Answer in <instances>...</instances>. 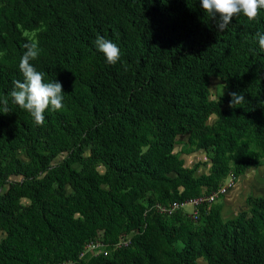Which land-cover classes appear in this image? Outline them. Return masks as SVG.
Segmentation results:
<instances>
[{
  "label": "trees",
  "instance_id": "obj_1",
  "mask_svg": "<svg viewBox=\"0 0 264 264\" xmlns=\"http://www.w3.org/2000/svg\"><path fill=\"white\" fill-rule=\"evenodd\" d=\"M257 33L264 9L217 32L201 0H0V264H264V193L225 220L216 201L199 205L195 221L153 209L214 190L264 157ZM98 36L120 48L115 65ZM29 41L41 50L31 63L64 90L65 107L46 110L43 126L10 95ZM211 76L225 96L208 98ZM230 92L243 104L229 107ZM177 135L182 152L207 157L206 173L194 176L201 163L185 167L173 152ZM95 237L128 243L80 260Z\"/></svg>",
  "mask_w": 264,
  "mask_h": 264
},
{
  "label": "clouds",
  "instance_id": "obj_2",
  "mask_svg": "<svg viewBox=\"0 0 264 264\" xmlns=\"http://www.w3.org/2000/svg\"><path fill=\"white\" fill-rule=\"evenodd\" d=\"M201 6L203 11L215 20L217 32H222L227 29L232 18L239 14H243L249 21L258 20L260 10L264 9V0H201ZM257 37L259 47L264 51V34L257 33ZM95 46L104 54L108 64L115 65L121 59L120 48L103 36L96 38ZM23 47L26 51L19 62L23 80L13 81L14 88L10 95L15 104L30 113L38 126H43L46 110L58 111L65 107L63 85L58 80L45 82L44 74L37 71L31 63L40 54L38 42H26ZM229 95V107L236 108L245 101L242 93L230 92ZM3 103V113L7 114V100Z\"/></svg>",
  "mask_w": 264,
  "mask_h": 264
},
{
  "label": "rangeland",
  "instance_id": "obj_3",
  "mask_svg": "<svg viewBox=\"0 0 264 264\" xmlns=\"http://www.w3.org/2000/svg\"><path fill=\"white\" fill-rule=\"evenodd\" d=\"M24 34L28 37H32V32H24ZM208 91H209V99H217L220 96H225L228 93V89L224 86V81L222 79H219L218 77L211 76L208 79V85H207ZM224 106V104L222 105ZM214 119V115L210 116V118ZM183 137H177L176 144L174 145V151L179 154L183 159V165L185 167L192 166L195 162L201 163L199 168L195 172H200L199 174L205 173L203 172V164L207 161V157L200 153V151L195 150L188 154H185L182 152V150L187 146L186 138L184 135H179ZM84 154L87 153V149H83ZM16 155L23 161H26L27 158L22 150H18L16 152ZM76 166V165H75ZM101 170V169H98ZM251 170H255L257 172H253ZM248 171V172H247ZM247 172V173H246ZM242 176H237L234 178H231L229 175H226L222 179L223 184H227L230 181H232L231 186H229L226 190V192L218 197L215 203H212L211 205L216 206L219 203L223 202L226 197H228L230 194H234V192H237L239 190V193L234 196L235 204L230 205L229 207H225V211H219L220 216L222 219L225 217H233L238 211L243 210L245 206H247L245 203V198L247 196H254V195H262L264 193V157H262L259 160V165L257 167H252L247 169ZM260 174V176H258ZM256 180V181H255ZM27 201L25 199H21V203H26ZM237 202V203H236ZM244 202V203H243ZM184 211H189L190 206H184ZM197 222V221H196ZM195 223V222H194ZM2 236V233L0 232V237ZM62 264H71L70 262H65Z\"/></svg>",
  "mask_w": 264,
  "mask_h": 264
},
{
  "label": "built area",
  "instance_id": "obj_4",
  "mask_svg": "<svg viewBox=\"0 0 264 264\" xmlns=\"http://www.w3.org/2000/svg\"><path fill=\"white\" fill-rule=\"evenodd\" d=\"M231 178H234L233 175H229ZM232 181L227 184L221 183L217 188L208 192H202L198 196L188 198L181 202L172 201L167 204L155 203L153 205V209L158 214L170 215L176 210H181L184 212L188 218L192 221H195L198 217L197 207L202 203L213 202L218 199L221 195H223L227 188L231 186ZM184 206H190L189 211H184ZM128 243L127 239L119 238L117 240L112 241L110 244H106L99 240L98 238H92L86 241L81 249L79 250L77 257L80 260H86L90 256L96 255H107L110 250H113L121 245H126Z\"/></svg>",
  "mask_w": 264,
  "mask_h": 264
},
{
  "label": "crops",
  "instance_id": "obj_5",
  "mask_svg": "<svg viewBox=\"0 0 264 264\" xmlns=\"http://www.w3.org/2000/svg\"><path fill=\"white\" fill-rule=\"evenodd\" d=\"M209 96V95H208ZM227 104H224V106H222V107H225ZM210 116H212V115H210ZM209 116V117H210ZM214 119H213V117L212 118H210L209 120H207L208 121V123H211L212 121H213ZM185 136V135H184ZM177 137H183V136H179V135H177L176 136V140H177ZM173 152H175L174 151V147H173ZM200 153H202V152H200ZM186 154V153H185ZM188 154V153H187ZM203 154V153H202ZM204 155V154H203ZM178 156H179V158L181 157L179 154H178ZM183 160V159H182ZM200 166V165H199ZM199 166L195 169V171L199 168ZM208 166H209V164L207 163V162H205L204 164H203V172H207V170H208ZM189 167H191V166H189ZM193 172V175L194 176H197V175H199V173L200 172ZM246 171V170H245ZM251 171H253V170H251ZM248 172V171H247ZM246 172V173H247ZM253 172H257V171H253ZM245 174H243V175H241L242 177L244 176ZM258 176H260V174L258 175ZM256 181V180H255ZM239 193V190L237 191V192H234V194H230L228 197H226V199L223 201V202H221V203H219V206H220V212L223 210V211H225V207H229L230 205H233V204H235V200H234V196H236V194H238ZM254 196H257V195H254ZM237 203V202H236ZM244 203V202H243ZM244 205H245V203H244ZM246 207L247 206H245L243 209H246ZM234 214H236V213H234ZM227 218H230V217H225L223 220H225V219H227ZM197 263H199V264H203V261H202V259L201 258H197Z\"/></svg>",
  "mask_w": 264,
  "mask_h": 264
}]
</instances>
